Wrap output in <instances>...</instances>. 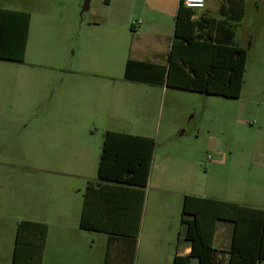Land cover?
<instances>
[{"label":"rangeland","instance_id":"rangeland-1","mask_svg":"<svg viewBox=\"0 0 264 264\" xmlns=\"http://www.w3.org/2000/svg\"><path fill=\"white\" fill-rule=\"evenodd\" d=\"M221 1L206 0L197 15L219 18ZM109 3L0 0L2 8L31 14L25 62L0 61V189L33 185L41 201L48 179L62 178L55 173L83 170L96 181L105 134L115 131L151 136L156 166L175 170L185 191L243 193L247 177L264 173V0H246L245 17L233 23L236 43L248 52L238 99L126 81V62L142 44L173 35L176 0ZM231 231L222 226L216 248ZM176 233L154 262L141 233L135 264H172Z\"/></svg>","mask_w":264,"mask_h":264},{"label":"trees","instance_id":"trees-1","mask_svg":"<svg viewBox=\"0 0 264 264\" xmlns=\"http://www.w3.org/2000/svg\"><path fill=\"white\" fill-rule=\"evenodd\" d=\"M245 11V0H223L219 18L207 12L197 17L180 1L167 65L128 60L125 79L238 99L244 87L248 52L236 43L233 23L241 22ZM30 23V13L0 8V61L25 62ZM154 148L151 137L115 131L105 134L97 173L99 184L110 186V190L101 191L99 198L104 220L92 217V191L98 189L88 183L80 221L83 230L108 234L104 264H135ZM219 222L233 226L229 264L264 263V210L185 196L180 234L191 243V253L176 256L173 264H222L214 247ZM116 225L118 230H112ZM47 236V224L21 221L16 230L13 264H42ZM116 244L123 255L120 260L116 259Z\"/></svg>","mask_w":264,"mask_h":264},{"label":"crops","instance_id":"crops-1","mask_svg":"<svg viewBox=\"0 0 264 264\" xmlns=\"http://www.w3.org/2000/svg\"><path fill=\"white\" fill-rule=\"evenodd\" d=\"M156 1L161 2V0ZM165 1L166 0H162V3ZM180 1L184 0H176L175 14H177ZM142 23L145 24L144 21ZM149 23L150 19L148 18L144 26V32H146L145 30ZM30 31L31 23L27 48ZM172 34L173 35L170 37L160 34L154 36V40L147 44H142L140 48L135 51V58L128 60L166 66L167 63L163 64L161 62L167 61L173 44L174 29ZM128 82L141 83L135 81ZM158 87H163L164 90L169 89L166 86ZM140 136L151 137L148 135ZM168 170H171V168L168 169V165L164 164L162 168L156 166V152L154 148L148 185L144 190L145 199L137 245L138 250L142 233L145 252L151 262H154L153 258H155L156 252L165 251V245H171V237L176 230V235L178 234L177 249L170 257L172 264L176 256H187L191 253V243L180 234L185 196L212 198L220 201L233 202L251 209L264 210V173L253 177H247V187L245 191L236 196L220 197L215 195L204 197L196 193L185 191L179 178L175 175V170H173V173H171L172 171L168 172ZM86 173L87 172L83 170L55 173L54 175H58L62 178H55V176H53V178L48 179L47 184L50 188L41 201L37 190L33 189V185L31 186L32 188L26 190L17 188L16 186L0 189V258L5 260L12 258L13 264L17 226L21 221H33L48 225V236L42 264H104L109 245L108 234L83 230L80 228V221L88 183H92L93 186L98 189L92 191L94 195V210L92 217L99 221H103V217L105 216L99 200L102 195L101 191L110 190V186L99 184L98 178L94 182L90 181ZM77 178L85 179L84 183L76 186L77 184L73 182V179ZM36 185L37 184H34V187H36ZM189 187L188 184L186 188ZM23 212H29L33 217L24 218L22 217ZM223 225L232 227L231 236L226 240L224 247L216 248V239L218 240V236L225 232L224 230L226 229L225 228L223 232H221ZM219 227L220 230L218 232ZM112 230H118V225L112 227ZM232 235V224L227 222L218 223L214 238V247L218 250L217 257L222 264H229V249L232 242ZM115 254L116 259L118 258L120 260L123 258L121 249L117 244Z\"/></svg>","mask_w":264,"mask_h":264},{"label":"built area","instance_id":"built-area-1","mask_svg":"<svg viewBox=\"0 0 264 264\" xmlns=\"http://www.w3.org/2000/svg\"><path fill=\"white\" fill-rule=\"evenodd\" d=\"M184 5L186 8L192 9L195 12L198 10H204L206 7V0H184ZM196 18V17H195ZM142 21H138L134 23V25H140ZM210 160V157H208Z\"/></svg>","mask_w":264,"mask_h":264},{"label":"water","instance_id":"water-1","mask_svg":"<svg viewBox=\"0 0 264 264\" xmlns=\"http://www.w3.org/2000/svg\"><path fill=\"white\" fill-rule=\"evenodd\" d=\"M88 6V5H87ZM87 6H86V8H87Z\"/></svg>","mask_w":264,"mask_h":264}]
</instances>
